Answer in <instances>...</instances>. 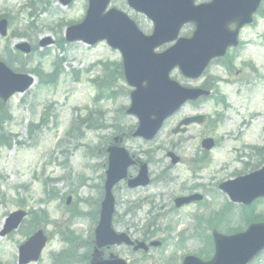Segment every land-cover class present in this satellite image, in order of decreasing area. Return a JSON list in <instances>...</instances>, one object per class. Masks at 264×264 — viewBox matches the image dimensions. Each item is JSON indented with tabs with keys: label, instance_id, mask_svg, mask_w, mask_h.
<instances>
[{
	"label": "rangeland",
	"instance_id": "obj_1",
	"mask_svg": "<svg viewBox=\"0 0 264 264\" xmlns=\"http://www.w3.org/2000/svg\"><path fill=\"white\" fill-rule=\"evenodd\" d=\"M26 1L0 0V14L12 19L8 36L0 38V60L15 72L34 76V84L25 93L9 99V120L0 130V136L9 143L0 147V232L9 213L27 211L18 231L0 236V264H17L18 245L38 228L48 240L40 259L29 264H88L105 178V148L111 137L120 131L126 133L136 124V119L125 111L118 113L129 104V88L124 79L112 77L108 90L102 87V96L93 103L98 82H106L109 74L91 63L117 61L120 53L105 42L90 47L63 40L65 24L84 15L85 0H74L67 7L56 0H34V8L23 6ZM111 6L127 11L140 21L144 31L151 29V23L142 15L128 10L125 0H112ZM260 11L262 15L255 24L241 31L244 46L230 63L229 83L219 85L226 95L223 99L227 108L218 103L220 95L216 103L207 101L199 108L211 114L222 113L218 117L222 122L214 130L193 125L189 133L173 136L168 129L175 123L174 117L151 143L124 140L131 153L148 163L151 182L139 189H128L124 182L114 188L113 226L139 241L159 240L161 246L141 253L123 245L106 249L105 255L117 254L129 264H181L187 254L205 258L212 245V228L231 233L243 230L250 222L264 220V201L245 211L237 204L226 205L228 198L218 189L221 180L260 166L257 155L245 146L264 140V0ZM192 29L188 24L180 34L188 36ZM48 37L53 43L41 46L40 42ZM21 41L30 43V54L17 52L15 45ZM54 62L59 64L61 75L53 85L40 83L36 72H51ZM210 73L225 76L219 64H212ZM171 75L185 81L177 69ZM112 89L116 92L114 99L107 94ZM74 106L79 107L77 112ZM90 107H100L104 116L96 119L93 115L90 122L80 123L79 119L86 118L87 110L83 109ZM195 111L194 106L187 105L179 116ZM212 133L221 143L206 155L208 162H194V156L202 159L196 146ZM169 149L181 159L173 167L165 155ZM243 150L247 153L220 168L221 160ZM196 165L200 169L191 171ZM129 172L134 174V169ZM185 190L201 194L202 200L175 208L174 198L187 195ZM216 210L218 213L213 214ZM66 228L69 232L63 234ZM251 264H264V251Z\"/></svg>",
	"mask_w": 264,
	"mask_h": 264
},
{
	"label": "water",
	"instance_id": "obj_2",
	"mask_svg": "<svg viewBox=\"0 0 264 264\" xmlns=\"http://www.w3.org/2000/svg\"><path fill=\"white\" fill-rule=\"evenodd\" d=\"M62 4H67L70 0H59ZM259 1V0H257ZM96 4H95V3ZM108 0H90V9L82 25H87L92 32H98L99 29L103 32L104 37L113 46L118 43L119 48L125 55L128 52L127 59H124V74L127 82L135 87L131 93V111L138 116L140 120L139 134L144 138H151L160 127L163 119L167 117L175 108V105L181 101V96L178 95V86L168 79V73L174 63H178V55L176 50H171L163 54H151L146 56L147 50L155 44L161 43L163 39L160 37L151 44L147 42L133 44L129 47V32L133 33V23L128 21L125 16H122L120 21L115 19L116 12L110 10L107 14H103V10ZM128 4L136 10L142 11L147 15L153 14L160 4L166 11L169 17V24L175 25L179 16H184L189 11L191 6L188 0H128ZM98 9V13H97ZM234 9V8H233ZM236 9L242 11L244 5L238 3ZM77 36L69 39H78L82 37L81 27H75ZM85 33V32H84ZM0 34H6V22L0 21ZM89 39L92 37L89 36ZM126 39V41L124 40ZM115 42V43H113ZM23 52H29L30 48L27 43H22L17 46ZM221 50H224L221 49ZM212 53V56L218 55L221 51ZM210 52V51H208ZM221 53V52H220ZM123 55V56H124ZM209 56H206L208 58ZM198 67H202L198 65ZM201 69V68H200ZM145 80V85H143ZM33 81L32 76L27 74H18L12 72L7 66L0 62V99L7 100L12 94L23 92ZM178 128L173 130L177 132ZM118 139H115L117 141ZM109 166L106 172L105 181V198L101 204V213L98 227L95 232V247L92 253L91 264H123L122 261L116 259L114 263H107L100 259L98 247L106 244L124 241L131 243L125 234L116 235L111 228V215L113 210V201L110 189L123 177L124 173L111 172V166L115 162L118 154H122V158L126 164L131 160L127 156L123 148L111 146L108 148ZM176 158H173L175 160ZM124 165L122 166L123 169ZM118 171L120 168H117ZM145 166L138 179L134 183L144 182ZM224 189L229 193L230 197L235 200H242L250 203L258 196H264V168L249 174L245 177L236 179L234 182H229L223 185ZM192 198L176 199V206L187 203ZM25 216V212L16 211L8 217L2 235L15 229ZM46 238L41 231L35 233L28 240L26 245L20 248L19 264H26L30 260H36L44 246ZM215 254L211 261L203 262L195 257H188L184 264H246L260 249L264 247V225L253 226L244 234H237L231 237H223L214 233ZM159 242H153L151 245H158ZM28 246H33V249L28 254L23 253V249ZM144 247L143 243H139L136 248Z\"/></svg>",
	"mask_w": 264,
	"mask_h": 264
},
{
	"label": "trees",
	"instance_id": "obj_3",
	"mask_svg": "<svg viewBox=\"0 0 264 264\" xmlns=\"http://www.w3.org/2000/svg\"><path fill=\"white\" fill-rule=\"evenodd\" d=\"M56 67V66H55ZM108 69V68H107ZM57 71L54 70L53 75H56ZM52 77L48 78L50 79L51 82H53L54 79L51 80ZM47 79V80H48ZM9 116H8V109L2 105L0 103V130H1V126L8 120ZM6 145L9 146V143L7 142V140H5L2 136H0V146Z\"/></svg>",
	"mask_w": 264,
	"mask_h": 264
}]
</instances>
